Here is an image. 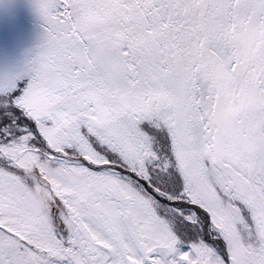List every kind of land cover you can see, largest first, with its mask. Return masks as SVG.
I'll return each instance as SVG.
<instances>
[{"label": "snow or ice", "instance_id": "obj_1", "mask_svg": "<svg viewBox=\"0 0 264 264\" xmlns=\"http://www.w3.org/2000/svg\"><path fill=\"white\" fill-rule=\"evenodd\" d=\"M0 64V264H264V0H30Z\"/></svg>", "mask_w": 264, "mask_h": 264}, {"label": "rangeland", "instance_id": "obj_2", "mask_svg": "<svg viewBox=\"0 0 264 264\" xmlns=\"http://www.w3.org/2000/svg\"><path fill=\"white\" fill-rule=\"evenodd\" d=\"M38 40L30 0H0V64L25 59Z\"/></svg>", "mask_w": 264, "mask_h": 264}]
</instances>
